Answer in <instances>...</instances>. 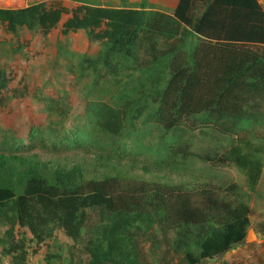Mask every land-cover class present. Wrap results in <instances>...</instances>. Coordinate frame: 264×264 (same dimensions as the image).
<instances>
[{"label":"trees","instance_id":"obj_1","mask_svg":"<svg viewBox=\"0 0 264 264\" xmlns=\"http://www.w3.org/2000/svg\"><path fill=\"white\" fill-rule=\"evenodd\" d=\"M106 3L0 8L7 35L83 31L99 47L89 55L59 43L67 71L91 80L85 124H67L71 105L61 92L43 97L46 122L26 138L0 128V264H32L40 250V264H203L246 243L264 172L262 6L179 0L169 14L147 9L148 0L140 8ZM11 82L0 67L1 107ZM101 84L113 90L110 101L89 100ZM153 131L219 136L221 150L199 159L236 169L245 184L175 171L178 160L195 159L189 145L163 142L159 170L107 153L121 138L141 149ZM89 146L101 150L89 154ZM173 174L181 180L172 182Z\"/></svg>","mask_w":264,"mask_h":264},{"label":"rangeland","instance_id":"obj_2","mask_svg":"<svg viewBox=\"0 0 264 264\" xmlns=\"http://www.w3.org/2000/svg\"><path fill=\"white\" fill-rule=\"evenodd\" d=\"M9 2V0H7ZM9 5V4H8ZM203 10L202 5H198L196 15L199 16ZM55 37L43 39L38 34L23 33L20 38H11L14 46H17V52L10 51L8 54H0V67L6 69L12 78L9 86L11 97L6 107L0 106V128L12 130L21 138H26L33 126L44 124L46 122V107L42 101L43 97L49 95L57 96L58 93L66 92L69 95L71 105V114L67 119L69 126H78L86 123L85 107L87 90L91 88V80H80L77 73L72 74L67 71L69 62L63 57L56 55ZM66 42L68 46H77L82 52L89 54L93 52V46L87 40L84 34L72 36ZM71 41V42H70ZM73 49V48H72ZM74 51H77V49ZM80 52V51H78ZM89 81V82H88ZM89 83V84H88ZM89 86V88H88ZM112 88V87H110ZM94 93H90L89 100L104 99L110 101L113 90H107V86L101 84ZM106 91V92H105ZM103 92H105L103 94ZM142 131L143 128L140 127ZM141 136V135H140ZM211 133H170L163 136L158 131L151 132L150 135L142 141V148L139 149L132 144L131 140L121 138L122 144L114 147L116 151H109L121 158L122 164L127 165L129 161L136 160L140 165H146L150 169L156 168L158 159H167L165 152L158 154V147L164 143H175V146L185 147L189 145L188 153L195 155V159L189 158L186 161L178 160L181 166L174 170L180 171L183 175L195 173L205 179L214 181H233L243 184V176L232 167L213 166L206 163L201 157H213L217 151L221 150L222 139ZM165 138V139H164ZM180 138L176 143L173 139ZM81 149H78V151ZM101 149L89 146V154L99 152ZM200 157V159H199ZM181 161V162H180ZM137 175L142 178H150L142 168H135ZM166 171H159L162 175ZM172 182L181 180L179 175L173 174ZM251 228L260 229L257 240L241 244L230 260L206 264H264V255L260 252V243L264 242V177L258 192L253 195L250 202ZM61 242H68L59 234ZM234 249V250H235ZM44 256V250L31 259L32 264H40Z\"/></svg>","mask_w":264,"mask_h":264},{"label":"crops","instance_id":"obj_3","mask_svg":"<svg viewBox=\"0 0 264 264\" xmlns=\"http://www.w3.org/2000/svg\"><path fill=\"white\" fill-rule=\"evenodd\" d=\"M43 1H47V0H9V2H7V0H0V8H4V9L25 8L29 5L36 4L39 2H43ZM58 1L62 2V4L70 10H73V9L77 8L78 6L83 5V4H90V5L99 4V5L105 6L107 4L106 1L112 2L115 6H117L119 8H127V7L140 8L141 2H142V0H58ZM258 2L260 3V5L262 6V8L264 10V0H258ZM178 3H179V0H148L146 7H147V9H150L153 7V8H156L157 10H161V11H164L166 13L172 14L175 11V9L177 8ZM68 18H69V16H65L63 18L62 23L59 26V28H61L62 24L65 21H67ZM80 34L85 35V32L81 31L78 33L70 34L68 37H62L59 34V31H57L53 34L48 35L47 37H43V39L51 38L52 36H54L56 38L55 39L56 42H54V46L56 45V55L58 56L59 43L63 42V41H67V40L69 42L70 37H72V36L74 37V36L80 35ZM13 37L14 36H12V35L5 34V32H3L2 28L0 27V54L1 53L8 54L10 51H13V52L16 51L17 52V46H14L12 43V40H11V38H13ZM65 44H67V43H65ZM89 44H90V42H89ZM91 45L93 46V52L89 51V55H96L99 51V47L97 44L91 43ZM70 49L72 51H74V49L75 50L77 49V51H75V52L80 51L79 53H85V52H82L80 49H78L77 46H74V47L71 46ZM263 177H264V172H263L261 182L263 180ZM261 182L257 188V192L260 188ZM244 183H245V179H243V184ZM250 219H251V216H250ZM259 234H260V229H256V231H255V229L250 228L246 243L248 244L249 241L253 242V241L257 240L259 237ZM240 247L241 246L239 245L236 247V249L239 250ZM236 249L233 250L232 252H230L229 254H226L225 256H223L221 258L222 261L230 260L232 257V254L235 253ZM214 262H218V260L217 261L204 262L203 264L214 263Z\"/></svg>","mask_w":264,"mask_h":264},{"label":"built area","instance_id":"obj_4","mask_svg":"<svg viewBox=\"0 0 264 264\" xmlns=\"http://www.w3.org/2000/svg\"><path fill=\"white\" fill-rule=\"evenodd\" d=\"M261 249L260 252L264 255V242L260 243Z\"/></svg>","mask_w":264,"mask_h":264}]
</instances>
